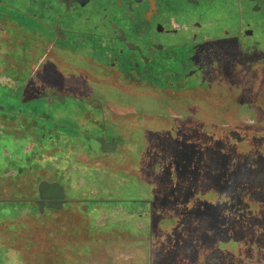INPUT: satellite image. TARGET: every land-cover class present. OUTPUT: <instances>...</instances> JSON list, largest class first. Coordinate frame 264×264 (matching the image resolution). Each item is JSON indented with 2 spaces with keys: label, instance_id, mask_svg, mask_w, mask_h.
I'll use <instances>...</instances> for the list:
<instances>
[{
  "label": "flooded vegetation",
  "instance_id": "af4514ba",
  "mask_svg": "<svg viewBox=\"0 0 264 264\" xmlns=\"http://www.w3.org/2000/svg\"><path fill=\"white\" fill-rule=\"evenodd\" d=\"M238 72L264 84V0H0V239L107 228L94 212L126 209L109 197L126 175L142 179L120 165L126 151L136 168L166 130L216 132L191 108ZM173 102L189 110L181 120ZM162 199L120 222L151 237L172 225Z\"/></svg>",
  "mask_w": 264,
  "mask_h": 264
},
{
  "label": "rangeland",
  "instance_id": "374dc122",
  "mask_svg": "<svg viewBox=\"0 0 264 264\" xmlns=\"http://www.w3.org/2000/svg\"><path fill=\"white\" fill-rule=\"evenodd\" d=\"M241 74L218 90H207L204 111L198 113L196 103L191 108L190 119L200 117L216 132H202L203 139L197 140L183 128L167 131L162 124L170 137L154 138V146L167 145L145 150V163L134 168L126 151L120 165L129 175L142 170V179L126 175L109 199L133 203L124 204L126 209L105 206L108 215L99 218L94 212L97 223L107 217L106 226L121 229L60 230L57 225L30 229V234L25 230L22 237L30 241L0 239V264H262L264 84L251 85ZM184 104L173 102L170 113L181 120L188 110ZM153 192L162 194L159 211L165 221L173 218L172 225L162 223L151 237L142 236L147 230L141 231L139 222L121 223L119 218L132 217L129 210L139 209L134 202L151 199ZM164 202L171 209L164 211Z\"/></svg>",
  "mask_w": 264,
  "mask_h": 264
},
{
  "label": "trees",
  "instance_id": "16d2710c",
  "mask_svg": "<svg viewBox=\"0 0 264 264\" xmlns=\"http://www.w3.org/2000/svg\"><path fill=\"white\" fill-rule=\"evenodd\" d=\"M197 136V135H196Z\"/></svg>",
  "mask_w": 264,
  "mask_h": 264
}]
</instances>
